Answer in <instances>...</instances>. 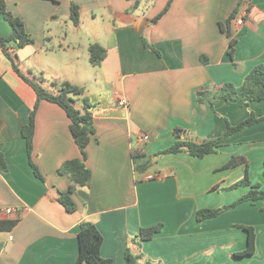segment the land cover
<instances>
[{"label":"crops","instance_id":"1","mask_svg":"<svg viewBox=\"0 0 264 264\" xmlns=\"http://www.w3.org/2000/svg\"><path fill=\"white\" fill-rule=\"evenodd\" d=\"M169 1L6 0L34 41L21 49L6 44L21 73L51 92L62 82L84 88L96 108L85 162L92 180L75 190L77 210L70 213L59 196L73 183L58 171L82 158L71 121L59 105L40 103L31 156L43 177L37 178L21 135L37 96L2 50L0 152L7 170H0V221L18 224L0 232V264H77L83 222L99 230L101 256L114 264H125L127 251L141 257L138 264H264V201L197 220L199 210L229 206L248 193L249 187L226 190L243 179L246 166L251 184L264 190V121L204 159L159 156L176 142V128L185 140L202 143L222 136L226 120L237 125L252 111L264 115V101L249 108L224 101L214 110L196 101L200 90L217 92L226 83L240 87L264 63V0L244 5L243 0H173L156 20ZM72 2L80 8L78 25L71 19ZM235 11L229 34L221 31ZM11 35L0 15V38ZM94 44L107 51L99 67L89 61ZM119 98L126 99V107L118 105ZM77 106L83 103L78 100ZM143 133L150 135L148 142L139 139ZM135 151L149 161L145 171H137ZM234 155L246 163L223 169ZM148 175L155 179L147 180ZM7 209L14 213L6 214ZM157 225L162 229L151 240L139 239L142 229ZM239 226L255 229L256 252L250 257L236 256L247 246V232Z\"/></svg>","mask_w":264,"mask_h":264},{"label":"trees","instance_id":"2","mask_svg":"<svg viewBox=\"0 0 264 264\" xmlns=\"http://www.w3.org/2000/svg\"><path fill=\"white\" fill-rule=\"evenodd\" d=\"M250 0H243V5ZM173 0H170L166 6L163 13L156 19L158 20L169 10ZM0 15L1 17L9 23L12 28V35L8 38H0V47L3 50L5 58L10 62L12 68L26 81L27 84L35 91L37 96V101L33 107L29 123L25 125L21 130L22 138L26 142L27 153L30 160V165L34 170V174L37 178L43 179L39 169L31 161V156L33 153V141L35 136V121L38 107L42 101H48L55 103L62 107L67 113L71 121V133L72 136L80 149L82 158L74 159L65 162L58 173L60 175H65L70 178L73 185L65 192H61L59 196V202L64 206V208L73 213L77 210V205L73 199V194L77 188H86L90 185L92 180V173L87 168L85 162L87 159L86 149L90 143L91 136L94 134V105L91 100L85 96V89L72 85L69 82H62L58 85L57 92H51L44 87L41 80H32L25 77L17 64L16 55L9 52L7 43L13 42L20 49L30 46L34 43L33 39L28 35L23 21L13 15L6 5V0H0ZM237 11H235L227 20L226 23L220 24V29L223 32L228 33V28L236 18ZM71 19L74 25H78L80 22V8L72 2L71 4ZM155 20V21H156ZM229 34V33H228ZM234 45L235 42L232 40L229 50V55L231 59L234 56ZM153 49V48H151ZM90 63L99 67L107 56V51L105 48L99 44L91 45L89 48ZM56 85V84H55ZM80 100L83 103L82 108H78L77 101ZM196 101L198 105H208L214 110L215 106L224 101H235L243 103L247 108L251 106L253 102L264 101V63L257 65L244 79L243 84L240 87L233 85L232 83L224 84L220 90L217 92H211L207 90H200L196 93ZM264 121L263 116H256L252 111L249 116L237 125H231L228 120L227 131L216 139L207 140L202 143H196L189 140H185V132L181 128H176L174 130V136L176 142L166 150L159 153V156L185 153L189 156L204 159L206 156L215 154L219 151V148L223 143L231 138L232 136L246 130L247 128ZM144 154L135 151L134 160L136 163L137 171H145L149 165V161L145 162ZM243 163H246V159L241 156H233L227 164L223 166V169L235 168ZM0 170L6 171L7 164L5 161V156L0 152ZM242 187H249L250 190L247 194L243 195L239 200L233 204L219 209H202L197 213V220L199 222L205 221L207 219H212L225 213L229 210L234 209L238 205L245 202H257L264 201V190L261 189L260 184L252 185L249 180L248 166H246V173L243 179H241L236 184L232 185L226 190H236ZM264 210V209H263ZM18 224L17 220H6L0 221V232H11ZM247 232V246L242 252L236 254L237 257H250L256 252V233L255 229L247 226H239ZM162 229V225H157L155 227L142 229L139 239L141 241H149L154 235L159 233ZM79 240V256L77 264H114L111 259H104L101 256V246L103 242V237L99 230L90 222H83L80 224V229L78 233ZM140 256L133 255L130 251H127L125 256V264H138ZM148 264H152L149 262Z\"/></svg>","mask_w":264,"mask_h":264},{"label":"built area","instance_id":"3","mask_svg":"<svg viewBox=\"0 0 264 264\" xmlns=\"http://www.w3.org/2000/svg\"><path fill=\"white\" fill-rule=\"evenodd\" d=\"M243 17L242 18H239L237 20V23L242 25L243 24ZM1 52H2V48H0V56H1ZM118 105L121 106V107H126L127 106V101L126 99L124 98H119L118 99ZM139 139L142 141V142H148L150 140V135L147 134V133H143L140 135ZM147 180H153L155 179V176H152V175H148L146 177ZM6 214H13L14 213V210L13 209H7L6 211Z\"/></svg>","mask_w":264,"mask_h":264},{"label":"rangeland","instance_id":"4","mask_svg":"<svg viewBox=\"0 0 264 264\" xmlns=\"http://www.w3.org/2000/svg\"><path fill=\"white\" fill-rule=\"evenodd\" d=\"M5 62L8 63V61H5ZM93 83H94V81H91V82H90V85H92ZM93 87H94V85H93ZM155 169H156L155 167L150 168V169L148 170L149 174H154Z\"/></svg>","mask_w":264,"mask_h":264}]
</instances>
